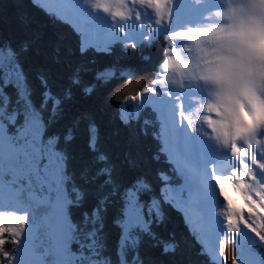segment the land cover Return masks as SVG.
Returning a JSON list of instances; mask_svg holds the SVG:
<instances>
[{
  "label": "rangeland",
  "instance_id": "374dc122",
  "mask_svg": "<svg viewBox=\"0 0 264 264\" xmlns=\"http://www.w3.org/2000/svg\"><path fill=\"white\" fill-rule=\"evenodd\" d=\"M34 1L72 25L80 33L84 47L103 51L120 42H152L164 35L169 37L168 57L159 65L151 88L137 99L127 100L136 110L146 104L156 111L167 153L185 173L186 194H173L164 187L161 199L180 209L198 239L195 241L201 242L218 262L226 240L238 241L240 251L249 243L262 245L258 230L259 218L264 215V100L256 123L252 118L249 123L242 119L243 127L237 131L238 124L222 105L218 104L217 114L211 107L212 111L192 116V110L204 106V91L202 96L192 93L196 99L185 97L186 82L180 62L183 46L201 26L219 22L218 13L225 7L223 0ZM171 24L175 30L169 35ZM0 69L5 85L18 88L20 105L19 109H8L9 103L0 90V145L7 146L0 150V169L3 179L10 181V186L5 184L7 188L0 182V256L8 258L3 257L1 245L6 234L14 254L5 264H108L98 252L101 250L97 239L84 232L86 239L82 242L68 219L67 197L60 192L64 184L63 160L53 148L54 141L46 143L43 139L44 125L28 99L20 67L9 53L0 52ZM185 103L189 105L187 109ZM38 109L43 110L44 106ZM21 113L24 123L18 126L17 133H8L6 115ZM207 114L218 127V141L212 136L210 120L208 127L205 124ZM16 120L12 116L9 122L12 125ZM209 138L214 142L209 143ZM211 164L217 168L219 165L215 177L209 170ZM28 188L33 191L29 202ZM120 226L121 264H133L135 233L144 229L141 206L134 194L127 196ZM249 250L256 253L253 248Z\"/></svg>",
  "mask_w": 264,
  "mask_h": 264
},
{
  "label": "trees",
  "instance_id": "16d2710c",
  "mask_svg": "<svg viewBox=\"0 0 264 264\" xmlns=\"http://www.w3.org/2000/svg\"><path fill=\"white\" fill-rule=\"evenodd\" d=\"M169 45L164 35L103 51L84 47L80 33L40 3L0 0V52L9 53L20 67L28 99L44 125L43 139L54 141L63 160L60 192L67 197L68 219L82 242L84 232L97 239L98 252L108 264H121L120 224L128 194L136 196L144 218V229L135 233L133 264H210L182 214L161 199L164 187L174 190L182 182L167 156L158 115L150 106L136 110L127 102L151 88ZM3 77L0 69L7 108L19 109V90L5 85ZM12 116L17 120L11 125ZM6 117L8 133H17L23 114ZM3 145L0 150L7 149ZM5 180L0 169V182L7 188L10 181ZM28 189L27 202L33 193ZM259 224L264 242V217ZM9 243L3 235L2 255L8 258L0 256V264L12 259ZM237 251L235 242H227L224 264H238ZM259 251L264 263V249Z\"/></svg>",
  "mask_w": 264,
  "mask_h": 264
},
{
  "label": "clouds",
  "instance_id": "9594fccd",
  "mask_svg": "<svg viewBox=\"0 0 264 264\" xmlns=\"http://www.w3.org/2000/svg\"><path fill=\"white\" fill-rule=\"evenodd\" d=\"M219 22L187 37L180 58L185 78L205 86L209 97L247 92L264 100V0H223ZM238 46L246 52L239 67L223 58Z\"/></svg>",
  "mask_w": 264,
  "mask_h": 264
},
{
  "label": "bare ground",
  "instance_id": "6f19581e",
  "mask_svg": "<svg viewBox=\"0 0 264 264\" xmlns=\"http://www.w3.org/2000/svg\"><path fill=\"white\" fill-rule=\"evenodd\" d=\"M87 3L88 2L86 1V4ZM245 55H246V52H245L244 47L238 46L235 50H233L231 52L230 55L224 57L223 61L226 64H230L232 66L239 67L242 64L243 58L245 57ZM183 77H184V80L186 82L185 97L188 98V100L191 98V97H189V95H191L192 93H195V92H197L196 95H199L202 93V91H204L203 97L204 96L206 97V98H204V104H203L204 105L203 107H205V108H203V107L201 108V107L197 106L194 110L191 111L192 116H196V114L200 111L201 112H205L206 110L212 111L211 107H213V109L215 111L214 114H217L218 113V104H219V105L224 106V109H225L227 114H228L227 111L230 112V117L233 119V121L236 122V124H238V126H235L236 128H238L237 131H239L240 128L243 127L242 126L244 124L243 120H244V122L249 123L250 119L252 118V119H254V124L256 123L255 119L258 117V114L261 113L262 106H263V105H261V103H263V100H258V102H259L258 103V102H256L255 96L250 94V93H247V92H242L241 96H238V95L233 96L232 95L234 97L233 99L229 94H223L219 100H213L209 97L207 91L205 90L204 85L200 84L198 81H195L193 79L185 78V74L183 75ZM191 96L195 98V96H193V95H191ZM201 96H202V94H201ZM231 99L233 101H231ZM197 101H200V99L197 98ZM244 101H247V104ZM195 103H196V100H195ZM185 104L187 105L185 107L187 109L189 105L187 103H185ZM260 106H261V109H260V113H259V107ZM241 110H244L246 118L242 115ZM209 115L210 114L205 115V118H207V119H205V121H206L205 124L208 127L209 123L207 122V120H210V124L212 126V131L214 132V133H212V134H214L212 136H215L217 141H218V127L216 128L214 126L213 119H211L212 117L210 118ZM214 117H217V116H214ZM198 118L200 119V117H198ZM203 140L205 142H207V139L203 138ZM210 141L214 142L213 140H211L209 138V143H210Z\"/></svg>",
  "mask_w": 264,
  "mask_h": 264
},
{
  "label": "water",
  "instance_id": "95a60500",
  "mask_svg": "<svg viewBox=\"0 0 264 264\" xmlns=\"http://www.w3.org/2000/svg\"><path fill=\"white\" fill-rule=\"evenodd\" d=\"M249 254L245 253L240 258L242 264H260V261L256 257H248Z\"/></svg>",
  "mask_w": 264,
  "mask_h": 264
}]
</instances>
